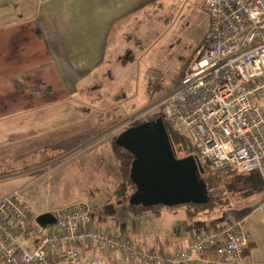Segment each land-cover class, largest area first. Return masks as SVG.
<instances>
[{
  "label": "built area",
  "instance_id": "1",
  "mask_svg": "<svg viewBox=\"0 0 264 264\" xmlns=\"http://www.w3.org/2000/svg\"><path fill=\"white\" fill-rule=\"evenodd\" d=\"M206 8L210 25L202 44L154 107L191 140L202 165L219 173L262 172L264 0H206ZM52 214L55 224L30 252L19 240L39 214L19 191L0 199V264H244L252 243L245 219L195 228L188 247L167 250L101 227L103 219L83 201Z\"/></svg>",
  "mask_w": 264,
  "mask_h": 264
},
{
  "label": "crops",
  "instance_id": "2",
  "mask_svg": "<svg viewBox=\"0 0 264 264\" xmlns=\"http://www.w3.org/2000/svg\"><path fill=\"white\" fill-rule=\"evenodd\" d=\"M164 1L0 0L1 144L13 136L12 127H20L18 123L27 137H33L42 134L31 130L30 123L38 120L47 123L42 129L69 126L72 120H87L95 114L109 120L114 112L108 115L106 104H113L114 96L94 90L101 89L108 68H148L150 62L145 59L151 58L155 45V9ZM15 168L0 161V170ZM175 210H168L164 221L172 213L177 216ZM113 211L119 214V208ZM122 211L123 225L117 231L145 243L147 237L141 236L137 217ZM98 215L106 217L107 212L99 210ZM244 218L253 245L244 264H264V204ZM105 224L114 230L108 221ZM200 225L174 233L165 229L147 242L167 250L188 247Z\"/></svg>",
  "mask_w": 264,
  "mask_h": 264
},
{
  "label": "rangeland",
  "instance_id": "3",
  "mask_svg": "<svg viewBox=\"0 0 264 264\" xmlns=\"http://www.w3.org/2000/svg\"><path fill=\"white\" fill-rule=\"evenodd\" d=\"M209 25L206 0L164 1L155 9L156 36L151 58L155 57L152 61L149 56L145 59L146 63L150 62L148 68H108L101 89L94 90L95 94L107 92L114 96L111 99L113 104H106L108 115L114 112L109 120H103L95 114L87 120H72L69 126L57 125L46 129H42V126L47 123L38 120L30 123L31 130H40L42 134L33 137H27L20 123V127H12L13 136L5 138L9 143L0 142V161L16 168L9 175H0V199L19 191L39 215L42 211L53 213L60 207L83 201L89 205L95 219H103L101 227L113 230L105 224L108 221L113 225V231L119 232L117 229L118 225H123L121 215L124 209L118 204L115 192L122 184V177L108 137L119 134L115 132V127L122 121L147 113L144 119L136 120L144 121L156 109L154 106L159 104L185 72L202 44ZM257 173L264 179V168ZM247 191H250V187L243 192ZM263 194L254 192L249 197L250 202L239 201L236 197L229 208L202 216L198 227L245 219V214L264 204ZM118 208L119 214L116 215L113 209ZM104 209L106 217L98 215L99 210ZM176 210L178 215L172 213L173 216L170 215L167 221H164L169 215L166 209L162 212V218L155 213L138 217L135 221L141 236L147 237L149 241L148 238L159 231L167 229L174 233L179 229H192L199 223L198 220L187 219L184 209ZM36 219V216L30 218L26 224L28 237L22 236L19 240L30 252L34 251L37 240L50 230L48 226L38 224ZM147 241L145 243L151 246L159 245Z\"/></svg>",
  "mask_w": 264,
  "mask_h": 264
},
{
  "label": "water",
  "instance_id": "4",
  "mask_svg": "<svg viewBox=\"0 0 264 264\" xmlns=\"http://www.w3.org/2000/svg\"><path fill=\"white\" fill-rule=\"evenodd\" d=\"M115 145L133 156L130 179L136 191L130 205L173 208L208 203L207 187L201 179L203 165L196 156L176 157L162 117L126 128L116 136ZM36 220L42 226L56 222L49 212Z\"/></svg>",
  "mask_w": 264,
  "mask_h": 264
},
{
  "label": "trees",
  "instance_id": "5",
  "mask_svg": "<svg viewBox=\"0 0 264 264\" xmlns=\"http://www.w3.org/2000/svg\"><path fill=\"white\" fill-rule=\"evenodd\" d=\"M157 86L159 87L158 84ZM158 117H162L160 107L156 108L152 113H150L144 121H135L133 125H139L150 120H155ZM117 123L118 122L115 124ZM164 123L173 145L176 157L185 158L188 156H196V148L188 137L180 133L177 125L173 121L166 119H164ZM115 139L116 136L108 137V141L112 148L113 157L116 160L122 177V184L115 192V197L116 200L120 202L127 214L132 217L138 218L147 213H155L157 217H160L161 212L165 209L175 210L180 208L186 210L187 219L190 221L198 220L200 223L202 222V219H199L202 218V216L210 215L214 212L223 211L224 209L229 208L233 204L236 197L239 201L244 200L243 202H250L249 197H251L254 192L256 194L264 193V179L261 176H258L259 174L257 172L251 174H240L235 171L219 173L213 170L210 166L203 164L205 172L203 175H201V179L206 184L207 194L209 197V201L206 205L186 204L173 208L164 207L162 205L151 208L132 206L129 203V199L136 191V186L130 179V168L133 161V156L124 149L116 146ZM9 174H11L10 171L6 172V170H0V175ZM247 187H250V191L243 192ZM224 222L220 224H223ZM252 248L253 245L251 243L248 250L244 254L246 260L249 257ZM211 255L214 256L212 253Z\"/></svg>",
  "mask_w": 264,
  "mask_h": 264
},
{
  "label": "bare ground",
  "instance_id": "6",
  "mask_svg": "<svg viewBox=\"0 0 264 264\" xmlns=\"http://www.w3.org/2000/svg\"><path fill=\"white\" fill-rule=\"evenodd\" d=\"M256 180H258V179H256ZM254 181V180H253ZM256 182V181H255Z\"/></svg>",
  "mask_w": 264,
  "mask_h": 264
}]
</instances>
